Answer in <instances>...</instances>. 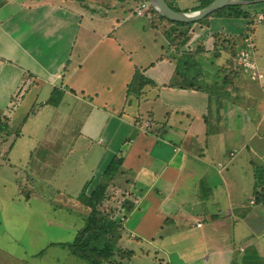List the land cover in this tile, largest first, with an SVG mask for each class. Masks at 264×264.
I'll use <instances>...</instances> for the list:
<instances>
[{"label":"crops","instance_id":"1","mask_svg":"<svg viewBox=\"0 0 264 264\" xmlns=\"http://www.w3.org/2000/svg\"><path fill=\"white\" fill-rule=\"evenodd\" d=\"M166 1L181 12L199 5ZM137 5L0 0V121L7 127L0 182L15 186L6 203L0 199L1 220L13 201L38 195L49 197L40 210L51 212L48 224L70 228L58 217L65 209L86 227L91 209L76 197L85 185L90 195L121 156L97 206L108 215L111 229L102 237L112 253L72 257L86 264H264V89L241 73L234 55L252 15H264V0L243 5V18L179 27L153 13L136 16ZM262 26L250 31L264 73ZM170 29L185 39L179 60L192 59L194 75L174 66L166 78L153 72L174 61L166 34L161 43ZM137 71L151 84H134L127 94Z\"/></svg>","mask_w":264,"mask_h":264},{"label":"rangeland","instance_id":"2","mask_svg":"<svg viewBox=\"0 0 264 264\" xmlns=\"http://www.w3.org/2000/svg\"><path fill=\"white\" fill-rule=\"evenodd\" d=\"M147 17L149 16H146L145 19H149ZM141 22L148 24L147 20L144 19L141 20ZM259 32H262L261 28H259ZM155 33V31L149 33L152 39L155 38ZM165 34L170 45L167 46L166 44L164 46L165 52H167L169 56L174 57V61H172L171 64H157L154 67L153 72H157L161 78H166V74L172 71L174 66V70L178 73L179 70H181V72H188V75H194L195 71L193 70L195 69L192 65V59L186 58L185 56V59L179 60V46L176 50H173V45H179L178 41L179 36L181 35L179 34V30L170 29L165 31L163 40H161V37L159 36L160 34L157 33V40H161V43H167V41H165ZM151 38L148 37V40ZM183 46L185 48V45H182L181 47ZM238 49L239 47L235 49V54ZM229 52L230 50H227V53L224 52L223 54L227 56ZM71 134H75V132H72ZM4 184L6 186V191L1 189ZM0 185V199L2 200V197L4 196L6 198V203L7 197H12V191L15 186L12 181L9 180L6 182H0ZM76 188L77 185L73 182L71 190L73 191ZM103 192L104 196H106L105 190H103ZM48 198L49 197L40 198L38 195H33L30 199L24 197L23 200L17 199L13 201L12 204L8 205L5 211L7 219L5 218L1 220V217L4 218V210L3 208L0 210V264H86L84 261L81 262L80 260L75 259L71 254V246L73 245V242L81 237H79V235L76 236V229L73 226H80L78 228L84 229L85 222L81 221L77 211H70L68 213V211H63L65 209H62V212H58V217L61 219L64 217L65 221L69 222L66 223V226H70V228L54 225L53 223L48 224L47 222L48 219L50 220L49 217L51 212L45 211L41 213L40 211L45 210V207L49 206V201H47ZM70 201H68V203ZM85 202L86 201L82 196L76 197V204H81L82 207H84L86 205ZM1 205L2 204L0 203V206ZM91 205L92 208H95V204L91 203ZM21 206L23 210H21ZM57 210H59V208H57ZM41 214H44L45 218L40 217ZM85 253L88 255L91 254L89 252ZM85 261L87 262V260ZM87 264H90V261H88Z\"/></svg>","mask_w":264,"mask_h":264},{"label":"trees","instance_id":"3","mask_svg":"<svg viewBox=\"0 0 264 264\" xmlns=\"http://www.w3.org/2000/svg\"><path fill=\"white\" fill-rule=\"evenodd\" d=\"M118 1L123 2L125 0H118ZM135 1L139 4L143 0H135ZM212 1L213 0H199V5L195 9H193V11L200 10V9L206 7ZM244 1H253V0H244ZM169 6L172 7L174 10L179 11L178 9L173 7L172 5L169 4ZM243 7H244L243 5L227 6V7H224L222 9L212 13L207 18L212 17V16L227 17V18H243V17L247 16V13L243 10ZM148 13L149 14L153 13V14L158 15L151 8L149 9ZM159 17H160V19L166 21L169 25H174L175 27L191 26V25L195 24V23H192V24L175 23V22H172V21L165 19L164 17H161V16H159ZM207 18H205V19H207ZM248 18L250 19V16ZM205 19H203V20H205ZM202 21H199L197 23H200ZM253 26H255L254 22H252V20H249L247 31L251 33L250 28H252ZM180 41H182V40H180ZM183 41H185V39ZM182 42L178 41V43H179L178 46L181 47V45L183 44ZM134 84L137 86V89H141L143 85L151 84V81L145 80L137 71L135 73V77L133 78V81L128 86L127 94H130L132 88L134 87ZM6 131H7V127L5 126V124L2 121H0V137H1V134L6 133ZM122 162H123V160H122L121 156H119V157L115 156L112 158V160L110 161L106 170L103 173V177H102L103 182H101L90 195H86V185L82 189L79 196H82L84 198V200L86 201L85 202L86 206H88L91 209V212H90V215L88 218L87 226L81 232L82 233L81 235L86 234V239L82 240L81 239L82 237L79 236L80 239H77L76 242H74L73 245L71 246V250L73 253L77 254V253H81V252L82 253L89 252V253H91L95 256H99L100 258H103V259L104 258L107 259L110 257V254L112 253L111 244L109 243L108 240H105L106 238L102 237L103 235L105 237L106 234H108V230L111 229V227H108L109 225L107 226L108 221H109L107 219L108 215L103 214L102 211H98L97 206H99L105 199L104 192H103L104 187H105L104 181L111 179L113 176H115L119 172L121 165H122ZM91 203L95 204V208H92ZM99 221H100V223H99ZM102 221H104V222H102ZM97 224L99 225V227H96ZM102 240H104V242Z\"/></svg>","mask_w":264,"mask_h":264},{"label":"built area","instance_id":"4","mask_svg":"<svg viewBox=\"0 0 264 264\" xmlns=\"http://www.w3.org/2000/svg\"><path fill=\"white\" fill-rule=\"evenodd\" d=\"M149 2L143 0L139 3L134 11L136 16H145L150 9ZM264 21V15L253 14L252 22L254 25H259ZM255 46L251 38V33L246 31L241 40V44L237 53L235 54V63L242 74H244L250 81L259 84L264 89V73L258 68L254 58ZM200 227V224H197Z\"/></svg>","mask_w":264,"mask_h":264},{"label":"water","instance_id":"5","mask_svg":"<svg viewBox=\"0 0 264 264\" xmlns=\"http://www.w3.org/2000/svg\"><path fill=\"white\" fill-rule=\"evenodd\" d=\"M153 11H155L161 17L175 22L183 24H192L202 21L212 13L233 5H247L255 1H244V0H213L206 7L192 11V12H181L176 11L169 6L166 0H147Z\"/></svg>","mask_w":264,"mask_h":264}]
</instances>
